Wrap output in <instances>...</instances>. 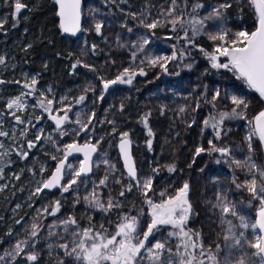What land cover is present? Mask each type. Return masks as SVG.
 <instances>
[{"label":"rangeland","instance_id":"374dc122","mask_svg":"<svg viewBox=\"0 0 264 264\" xmlns=\"http://www.w3.org/2000/svg\"><path fill=\"white\" fill-rule=\"evenodd\" d=\"M25 0H22L24 3ZM12 0L0 2V10L5 7L7 13L12 17ZM192 0H189L191 3ZM206 6L215 5L221 0H205ZM233 12L228 10L227 21L223 25L229 29L227 40L235 38L234 34L239 31H246L244 26L236 27L239 23L243 8L251 10L249 0H238ZM242 3V4H241ZM167 8V0H146L140 3L134 10H130L125 6L124 0H116V3H104L103 0H83L82 15L83 26L82 34L74 39L71 43L69 38H65L67 44L72 46L75 62L77 59L95 67V71H90L82 66L77 67L80 76L66 88H59L57 84L48 83L45 85H37V88L46 91L52 89V93L48 94L49 98L55 96L57 100L61 97H67L65 104H73V110L69 113L74 120L75 113L82 114V119L87 120V116L91 112H95V119L90 128L94 127V131L90 133H81L76 136L71 132L72 129L78 128L75 124H66L65 128L70 134L62 138L54 131L55 124L48 119L47 114L39 108L33 109L37 96L25 97V103L28 104L27 111L20 113L25 118L43 116L44 119L36 123V128L30 129L28 139H31L39 128L44 129L45 134L51 133L56 141V146L47 140H42L39 145L30 150L27 159H21L13 149L19 144L24 143V137L20 136L23 125H15V139H12V131L14 127L13 118L10 115H3L4 130L9 132V137H0L5 145V149L0 152L7 151V155L0 156V168L2 178H0V186L7 185L3 191H0V218H5L4 229L0 232V255L6 251H11L12 247L18 241L28 238V232L31 230L32 223H39L41 228L39 236L36 238L38 243L35 250L40 253V259L37 264H59L60 260H64V264H73V261L63 255V251L57 247L51 250L47 247L49 243H55L57 237H49V225L53 221H59L70 215H75L82 227L88 226V216L93 217L92 223L99 228L100 224L108 230L109 233L115 231V225L119 222L120 216L124 214L139 215L140 229H146L150 220V206L145 202L146 197L142 192L133 187L132 192H126L124 197L119 196L122 185L116 183L117 179H121L124 184H128L126 175L118 152V140L120 133L129 132L133 140V157L136 162L138 177L144 179L153 176L152 190L148 192V198L154 202L160 203L162 200L170 196H175L178 190L185 182L189 184L188 199L193 206L195 215L188 220L187 227L193 231L201 233L202 242L206 248L216 254L218 264H259V259L254 255L257 251L250 246L255 242V233L251 229L243 230L239 228V221L233 219L234 229L237 233L244 231V239L238 246L230 248L225 247L223 236L226 234L225 225H221L218 217V211L214 210L208 201H215L217 191L224 192L229 200L233 201L237 206V211L244 215L248 220L256 219V212L259 206L257 200L245 189H237L232 183L233 176L237 177V183H242L249 179L246 169L237 168L235 165L230 166L228 158H221L217 153L211 155L202 153L195 156V148L198 146L210 147L208 140L213 139L212 130L205 129L201 134L203 121L208 119L210 115H215L218 111H229L234 107L231 103V97L237 96L244 99L248 103L247 109L244 111L246 119H233L225 122V126L231 131L226 137L220 141H214L218 146L228 145L232 149V156L237 160H245L248 153V142L245 137L248 135L252 125L249 121H255V117L259 113L251 110L253 103V95L257 94L248 83L238 78V73L229 71L228 69H214L211 67L210 61L199 51H193L192 57L183 61H172L165 73L159 66L150 67L147 63L140 65L139 61L145 55L141 53L137 56L136 62L131 59V50L118 46L117 37L123 43L134 41L141 34H149L148 30L139 25V20H134L127 13L141 12L150 13L149 19L157 18L161 8ZM29 8L23 9L19 15ZM242 9V11H241ZM98 10V11H97ZM123 10V11H122ZM210 10V8H209ZM201 15L205 14V10H201ZM9 14L0 13V21H4ZM255 16V14H253ZM256 17V16H255ZM142 18V17H141ZM97 21L104 23L102 35L97 34L94 24ZM5 22L4 24H6ZM123 23H127L128 27L133 28L132 33H128L125 28L121 27ZM163 23V20H162ZM6 29H2L5 32ZM208 32H216L218 28L216 22L209 21L207 24ZM253 31V30H252ZM251 31V32H252ZM153 43L150 44L145 52L148 56L155 55H171L173 49L171 45L176 43L174 40L165 39L167 36L176 35L170 31V27H160L155 30ZM250 33V32H249ZM11 34H13L11 32ZM182 35V32L180 33ZM204 38L212 44V52L219 41L213 42L206 35L196 37V40ZM1 41V40H0ZM183 41L177 44V49L183 46ZM97 45L96 52L93 53L91 45ZM14 44L11 46L13 47ZM198 53V54H197ZM0 55L6 57V64L0 65V74L4 71L8 72L7 81L24 80V75H37L38 73L27 72L22 70L21 66L14 59L11 49L5 45L0 47ZM194 58V65L191 70L183 65L191 63ZM221 63H227L228 58L221 56ZM132 66L134 70L139 72V68L143 67L146 75L137 74L138 80L132 82L131 85L117 84L111 87L105 94L102 102L93 104V100L100 94L102 84L100 77L104 79H114L124 68ZM179 72V75H175ZM38 78V77H37ZM205 86L207 88L205 89ZM94 87L95 92L89 91L87 98L83 104H76L75 99L84 94V89ZM220 89L221 96L216 100V107L213 108L207 101L211 100L214 91ZM22 91V85L15 83H6L0 86V112L7 113L5 103L8 99L19 95ZM47 94V93H46ZM258 95V94H257ZM199 101V108L196 104ZM123 104V110L120 105ZM58 106V105H57ZM163 106L164 114L161 115ZM184 107L185 112L181 113L180 109ZM151 112L149 124L155 133L153 139L152 150L149 151L146 146V129L140 122L141 117ZM62 114V113H61ZM195 118L196 123L192 127H188V123ZM113 121L114 123H109ZM116 133H113V128ZM179 133V135H176ZM100 137L103 140L99 143V151L95 154L93 161L108 159L111 164L116 167L115 174L109 171L107 165L101 164L99 168H93V172L88 177H82L86 181V185H80L77 191H70L61 195L60 189L52 192L44 191L39 196H33L35 188L41 180L46 179L48 173L56 162L51 159L52 155L59 156L56 147H62L65 143L72 142L73 139L80 143H84L91 139L92 143H96ZM252 146L255 152L252 154L253 160L258 166L264 168V152L257 136H253ZM216 159H221V163L217 164ZM23 162L22 165L10 167L11 162ZM79 158L74 157L69 163L78 165ZM175 164L176 171L168 172L163 166ZM191 165V167H189ZM3 166H5L3 168ZM160 168L158 174H154L152 169ZM41 168L44 169L41 172ZM203 169V171H201ZM108 172L109 180L107 187L100 186L97 191L103 199L112 196L119 200L123 205L120 209H115L107 214L89 209L81 200V203L75 204L74 200L77 195L81 198L87 195L94 187V182L98 184L105 173ZM69 171L65 170V180L68 179ZM14 175H19L20 179H15ZM259 180V176H257ZM76 188V186H74ZM161 193L164 195L162 196ZM31 197V198H30ZM61 200L62 208L57 216H46L43 209L48 207L53 201ZM17 205H20L18 208ZM20 221V223H16ZM26 229L28 231H26ZM58 233L63 232V226L53 229ZM11 231V235L8 232ZM172 231L171 227H165L161 232L156 234L157 239H167L175 251L179 241L175 237H168V232ZM63 242V241H60ZM231 243V242H229ZM216 245H220V251L217 252ZM28 251V249H26ZM0 264H32L26 262L23 256L17 257L12 262L10 258H6ZM207 264V261H206Z\"/></svg>","mask_w":264,"mask_h":264},{"label":"snow or ice","instance_id":"6c2138e0","mask_svg":"<svg viewBox=\"0 0 264 264\" xmlns=\"http://www.w3.org/2000/svg\"><path fill=\"white\" fill-rule=\"evenodd\" d=\"M5 2L7 3L8 0H5ZM55 2L59 5L58 15L62 18L60 27L63 32L75 35L80 31L81 0H55ZM103 2L115 4L116 0H103ZM167 2L168 7H162L157 18L149 19L150 13L147 12H141L139 15L135 12L126 14L130 15L134 20L138 19L139 25L147 29L148 33H150V35L141 34L136 40L129 41L128 43L121 42L120 38L117 37L119 47H126L131 50L133 63L136 62L139 54L145 53L144 57L139 61L140 65L147 63L150 67L159 66L167 73V65L170 62L177 60L183 61L191 58L193 51L198 50L210 61L212 68L228 69L229 71L238 73V78L244 79L250 87L259 93L261 98H264V0H249V3L253 6L257 14V27L255 31L250 33L248 31L236 32L234 34L235 38L230 41L227 40L229 29L223 27V25L227 21L228 10L233 7L232 0H221L220 3L211 6H206L203 0H192L191 3H189V0H167ZM11 7L13 9L12 26L15 27L19 22L21 11L28 8V5L23 3L22 0H12ZM201 10H205L204 15L200 14ZM209 21L216 22L218 31H206ZM5 22L6 20L0 21V30L3 29ZM121 27L125 28L128 33L133 32V28L128 27L127 23H123ZM160 27H170V31L176 33V35H170L165 38L176 41V43L171 45L173 51L171 55L148 56L145 49L153 43L152 38L156 35L155 30ZM103 28L104 23L102 21L95 22L94 29L97 34L102 35ZM181 32L182 35H180ZM201 35H206L209 40L213 42L219 41L220 43L216 44L212 52H208L196 40V37ZM180 41L184 42L183 46L177 49V44ZM31 47V44L27 45V48ZM96 49L97 45H91L93 53L96 52ZM221 56L228 58V62L221 63ZM194 62L193 58L191 63L184 64L183 66L191 70ZM5 64L6 57L0 55V65ZM79 66L90 71H95L94 66L77 59L71 65L73 72ZM44 67L47 68V65L45 64ZM137 74L146 75L143 67H140L139 72H137L130 65L124 68L122 72H119L114 79L100 77L99 79L102 84L101 92L93 100V104L102 102L105 99V94L114 85H131ZM174 74L179 75V72H175ZM38 75L28 76L25 74L23 81H6L0 79V85L15 83L22 85V88L27 90L22 91L19 95L6 101L5 107L8 110L7 113L0 112V117L7 114L13 118L14 127L12 139L16 138L15 125L24 126L20 131V136L25 138L24 143L19 144L18 147L13 149L21 159H27L30 150L36 148L42 140H47L56 146V141L52 134L48 133L46 135L42 128L37 129L31 139L27 138L30 129L36 128V123L44 119V117L41 115L35 116L34 118H25L20 113L27 111L29 107L25 103V97L37 96L38 92L39 95L37 96L36 103L32 107L33 109L39 108L43 113L47 114L48 119L55 124L54 131L61 138L70 134L69 130L65 128L66 124L79 126L71 130L76 136H79L81 133L94 131V127L90 128L89 125L95 119V112L93 111L87 116L86 122L82 119V114L79 112L74 114L75 119L73 120L69 113L72 112L74 105L64 103L68 99L66 96L61 97L59 100L55 96L49 98L48 94L52 93L51 88H48L46 91L39 90L37 88L39 83ZM206 88L207 86H205ZM89 91L95 92V88L90 87L84 89V94L74 98L75 103L83 104ZM220 96L221 91L217 88L211 100L207 101V103H210L215 108V102ZM231 103L234 106L231 110L218 111L215 115H210L208 119L203 121L201 134H203L205 129H211L213 139L208 140L207 143L210 146L208 148L204 146L196 147L194 155L199 156L202 153L211 155L217 153L221 158H228L226 162L230 166L235 165L237 168L247 170L249 179L242 183H237L238 178L233 176L232 183L235 184L237 189H245L251 194L252 199L259 202L255 220L250 221L244 215L240 214L237 211L236 204L229 200L224 192L217 191L215 201H208V203L211 204L214 210L218 211L220 224L226 226V234L223 236L225 247L238 246L244 239V231L237 233L234 230L236 225L233 224L232 218H235L239 221L240 229H251L256 234L255 242L251 243L250 246L257 250L254 255L259 259V264H264V168L258 166L252 156L255 152L252 146L254 135L264 145V111L255 117L254 124L253 121L248 122L252 125L248 135L245 137V140L248 142L249 155L245 160L241 161L232 156V149L228 145L218 146L214 142L222 140L231 131L230 128L225 126L226 121L246 119L244 111L247 109L248 103L237 96L231 97ZM199 106L198 101L193 111H196ZM123 107L124 105L121 104V110H123ZM185 111L186 109L184 107L180 109L181 113ZM163 114L162 106L161 115ZM150 117L151 112H147L140 119V122L146 129L148 138L145 143L149 151L152 150L153 139L155 138V133L149 124ZM33 119H35L36 123L33 122ZM109 123L114 122L109 121ZM186 123L188 127H192L196 123L195 118L190 123ZM116 131L114 127L112 134H115ZM9 135V132L4 130L3 120L0 119V137H9ZM119 135L118 147L126 170L122 175H126L130 181L128 184H124L121 179L115 181L122 185L119 196L124 197L126 192H132L133 187L138 188L142 192L146 197L145 202L151 209L150 220L147 223L146 229H140L139 215L124 214L120 216L119 222L115 225V231L111 233L108 232L103 224H100L99 228H97L92 223L93 217L91 215L88 216V226L86 227L80 225L75 215H70L59 221H53L49 225L48 236L57 237L55 243H49L47 245L49 250L53 247L61 249L63 255L70 258L73 264H206V261L207 264H218L216 254L211 251V248H206L203 244L201 233L187 227L189 218L195 215L193 206L188 199L189 184L185 182L175 196H170L160 203H156L151 198H148V192L152 190L154 177L149 176L144 179L138 177L136 162L131 152L133 140L131 139L130 133L125 131ZM176 135H179V133ZM102 140L103 137H100L96 143H92L91 139H89L81 144L73 139L72 142L65 143L62 147L57 146L56 150L60 155L51 156L52 160L57 161L54 172L47 179L39 182L32 195L39 196L45 190L57 188L60 189L61 195L69 193L70 191L78 192L80 185H86V181L82 177H88L93 172V168H99L101 164L107 165L109 171L114 175L116 167L108 159L93 161V156L99 151V143ZM0 149H5L2 141H0ZM75 154L83 155V159L78 162V165L69 163V157ZM4 155H7V151L0 152V156ZM215 162L219 164L221 163V159H216ZM66 167L70 173L67 180H65ZM163 167L170 173L176 171L175 164L165 165ZM2 171L3 169L0 168V178H2ZM43 171L44 169L41 168V172ZM159 171L160 168L158 167L152 169L154 174H158ZM257 176H259V180ZM14 178L18 180L20 176L14 175ZM109 178V174L106 172L98 184L94 182V187L87 195L82 198L77 195L74 200V206L83 200L89 209L104 214L122 208L123 205L119 200L112 196L103 199L97 191V188L100 186L107 187ZM5 187L7 185L0 186V191H3ZM161 195L163 196L164 194L161 193ZM17 207L19 208L20 205H17ZM61 208V200L57 199L53 201L48 207L43 209V213H46L44 218L46 219L47 216H57ZM16 223H20V221H16ZM60 226H63L62 233L53 230ZM168 226L172 229V231L168 232V237H175L179 241L175 247V251L167 239L156 238V234ZM40 228L41 225L39 223H32L31 230L28 232V238L18 241L12 247L11 251H6L3 255H0V262H4L6 258H10L14 262L17 257L23 256L26 262L37 264L40 259V253L35 250V245L38 243L36 238L39 236ZM26 231L28 230L26 229ZM11 234V231H9L8 235ZM216 249L219 252L220 245H216ZM59 264H64V260H60ZM225 264H227V261Z\"/></svg>","mask_w":264,"mask_h":264},{"label":"trees","instance_id":"16d2710c","mask_svg":"<svg viewBox=\"0 0 264 264\" xmlns=\"http://www.w3.org/2000/svg\"><path fill=\"white\" fill-rule=\"evenodd\" d=\"M2 1L0 0L1 6H3ZM145 1L126 0L125 2L124 0V3L128 9L134 10ZM24 3L28 5L29 9L21 14L15 27L12 26L13 21L5 7L0 10L2 14H9L5 18L7 23L3 27L6 31L0 30V47L5 45L6 48L11 49L15 61L20 63L23 68L30 72H38V80L41 85L52 83L57 84L61 89L68 87L80 76V72L78 68L74 72L72 70L71 65L75 63L76 57L72 53V46L67 44L66 39L60 33L53 1L25 0ZM232 3L233 7L229 9L230 12H233L236 5L241 6L238 0H232ZM253 14L255 13L252 5L251 10L247 7L243 8L236 27L244 26L248 32L254 30L256 17ZM73 41L74 39H70L71 43ZM197 42L206 50L212 49V44L204 38L198 39ZM12 44H14L13 47ZM29 44L32 45L31 48H27ZM26 48L27 50H25ZM45 64L47 68L44 67ZM137 76L133 82L138 80ZM263 109L264 100L257 94L253 95L252 112L256 114ZM21 163L23 162H11L10 167L22 165ZM52 163L54 164V162ZM3 171L5 173L6 169L4 168ZM4 223L5 218H0V232L4 229Z\"/></svg>","mask_w":264,"mask_h":264},{"label":"water","instance_id":"95a60500","mask_svg":"<svg viewBox=\"0 0 264 264\" xmlns=\"http://www.w3.org/2000/svg\"><path fill=\"white\" fill-rule=\"evenodd\" d=\"M52 1H53L54 5H55V15H56V18H57L58 27H59V30H60L61 35H62L63 37H65V38H69V39H75V38H77L78 36H80V35L82 34V26H83V15H82V5H83V0H81L80 31H78L75 35H73V34H71V33H65V32H63L62 28L60 27V25H61V21H62V18L58 15V13H59V5L55 2V0H52ZM252 7H253V6H252ZM253 10H254V8H253ZM254 13H255L256 21H257V14H256L255 10H254ZM256 27H257V23H256V26H255V28H254L253 31H255ZM252 89H253V88H252ZM253 90L259 95V93H258L255 89H253ZM259 96H260V95H259ZM262 99L264 100V98H262ZM263 111H264V110H263ZM257 116H258V115H257ZM254 123H255V121H254ZM119 140H120V139H119ZM119 140H118V145H119ZM79 143H80V142H79ZM260 143H261V142H260ZM81 144H83V143H81ZM261 146H262V149H263V152H264V145L261 144ZM118 152H119V157H120V160H121V163H122V167H123L124 171L126 172V170H125V168H124V161H123L122 155H121V153H120V151H119V147H118ZM131 152H132V156H133V146H132ZM94 156H95V154H94ZM94 156H93V158H94ZM74 157H77V158H79L80 160L83 159V155H82V154H75V155L69 157V160L72 159V158H74ZM56 165H57V162H55L53 168H52L51 171L48 173L46 179L51 175V173L54 172ZM52 190H53V189H52ZM45 191H49V190H45Z\"/></svg>","mask_w":264,"mask_h":264},{"label":"flooded vegetation","instance_id":"af4514ba","mask_svg":"<svg viewBox=\"0 0 264 264\" xmlns=\"http://www.w3.org/2000/svg\"><path fill=\"white\" fill-rule=\"evenodd\" d=\"M19 65L21 66V69L22 70H26L27 72H30V71H28L27 69H25V68H23L22 67V65L19 63ZM31 73H34V72H31ZM35 73H38V72H35ZM39 74V73H38ZM7 77H8V72H6V71H4V72H2L1 74H0V79H4V80H6L7 81ZM38 85H41L40 83H38ZM44 85V84H43ZM1 86V85H0ZM52 122V121H51ZM53 123V122H52ZM57 162V161H56ZM54 164H55V162H54ZM58 189V188H57ZM55 189H53V190H49L48 192H52V191H54ZM59 190V189H58Z\"/></svg>","mask_w":264,"mask_h":264}]
</instances>
